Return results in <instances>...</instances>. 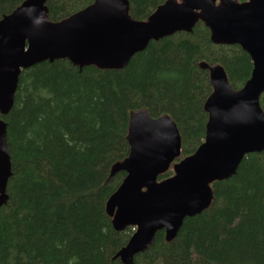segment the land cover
Returning a JSON list of instances; mask_svg holds the SVG:
<instances>
[{
  "label": "trees",
  "instance_id": "trees-1",
  "mask_svg": "<svg viewBox=\"0 0 264 264\" xmlns=\"http://www.w3.org/2000/svg\"><path fill=\"white\" fill-rule=\"evenodd\" d=\"M22 1L0 0V18ZM92 1L46 0L48 16L58 21ZM164 1L129 0V14L144 20ZM205 65L221 67L234 89L252 70L239 45L214 43L201 21L150 41L123 68L56 59L22 70L14 103L0 114L11 161L0 264H123L114 255L135 229L115 230L105 206L125 176L112 167L128 155L130 114L174 121L180 155L158 180L172 176L205 136L213 89ZM259 103L264 112V90ZM231 177L212 182L209 206L184 218L170 241L158 231L133 264H264V149L246 154Z\"/></svg>",
  "mask_w": 264,
  "mask_h": 264
},
{
  "label": "water",
  "instance_id": "water-1",
  "mask_svg": "<svg viewBox=\"0 0 264 264\" xmlns=\"http://www.w3.org/2000/svg\"><path fill=\"white\" fill-rule=\"evenodd\" d=\"M203 22L214 43L239 45L251 58L252 70L234 89L219 66H207L212 92L202 143L173 164L174 174L158 180L180 155L181 139L167 115L152 117L140 109L130 114L129 152L112 167L124 171L106 201L115 230L134 227L114 255L123 264L149 246L163 230L172 240L184 218L201 213L212 200L210 184L233 175L243 157L264 149V0H165L144 20L129 14V0H93L58 21L48 16L46 0H23L0 18V114L11 109L19 74L43 61L67 59L79 69L123 68L150 41L191 31ZM11 175L6 122L0 118V207Z\"/></svg>",
  "mask_w": 264,
  "mask_h": 264
},
{
  "label": "bare ground",
  "instance_id": "bare-ground-1",
  "mask_svg": "<svg viewBox=\"0 0 264 264\" xmlns=\"http://www.w3.org/2000/svg\"><path fill=\"white\" fill-rule=\"evenodd\" d=\"M241 161H242V160H241ZM239 164H240V163H239ZM172 174H173V173H172ZM230 177H231V176H230ZM232 177H233V175H232ZM232 177H231V178H232ZM163 179H164V178H163ZM227 179H229V178H227ZM225 180H226V179H225ZM199 214H200V213H199ZM182 223H183V222H182ZM133 228H134V227H133Z\"/></svg>",
  "mask_w": 264,
  "mask_h": 264
},
{
  "label": "flooded vegetation",
  "instance_id": "flooded-vegetation-1",
  "mask_svg": "<svg viewBox=\"0 0 264 264\" xmlns=\"http://www.w3.org/2000/svg\"><path fill=\"white\" fill-rule=\"evenodd\" d=\"M239 1V0H238ZM245 1V0H244ZM240 2H242V1H240Z\"/></svg>",
  "mask_w": 264,
  "mask_h": 264
}]
</instances>
